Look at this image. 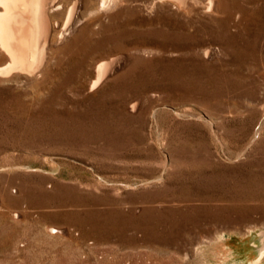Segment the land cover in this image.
I'll use <instances>...</instances> for the list:
<instances>
[{
	"label": "rangeland",
	"instance_id": "1",
	"mask_svg": "<svg viewBox=\"0 0 264 264\" xmlns=\"http://www.w3.org/2000/svg\"><path fill=\"white\" fill-rule=\"evenodd\" d=\"M239 1L224 26L137 0L74 74L0 87V264H231L249 231L257 254L264 0Z\"/></svg>",
	"mask_w": 264,
	"mask_h": 264
},
{
	"label": "bare ground",
	"instance_id": "2",
	"mask_svg": "<svg viewBox=\"0 0 264 264\" xmlns=\"http://www.w3.org/2000/svg\"><path fill=\"white\" fill-rule=\"evenodd\" d=\"M136 1L0 0V87L24 81L39 86L59 74H74L75 65L82 64L79 60L82 50L100 46L109 24H116L123 10ZM155 2L174 6L187 16L194 13V7H203L215 17L223 13L224 26L234 24L228 0H150L149 3ZM113 70V60L104 54L97 56L92 63L89 91L102 85ZM48 230L56 232L53 227ZM249 233L246 238L231 237L226 257L231 264H264V242L254 255L251 245H256V235ZM259 235L264 236V228L259 229Z\"/></svg>",
	"mask_w": 264,
	"mask_h": 264
}]
</instances>
